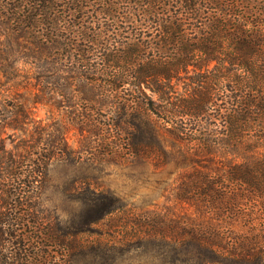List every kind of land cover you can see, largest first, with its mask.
Wrapping results in <instances>:
<instances>
[{"label": "trees", "instance_id": "trees-1", "mask_svg": "<svg viewBox=\"0 0 264 264\" xmlns=\"http://www.w3.org/2000/svg\"><path fill=\"white\" fill-rule=\"evenodd\" d=\"M57 160L140 165L173 209L82 180L61 226L42 205ZM148 245L264 264V0H0V264Z\"/></svg>", "mask_w": 264, "mask_h": 264}, {"label": "rangeland", "instance_id": "rangeland-1", "mask_svg": "<svg viewBox=\"0 0 264 264\" xmlns=\"http://www.w3.org/2000/svg\"><path fill=\"white\" fill-rule=\"evenodd\" d=\"M38 119H46L48 113L44 109L36 111ZM163 177L168 176L169 183L177 178L170 164L165 168ZM135 170V171H134ZM120 167L114 163H83L75 161H54L50 168V185L42 198V205L50 213L56 223L61 226H69L77 220L80 211L78 200V188L82 180L87 181L92 187L102 190H113L128 199L132 204L141 205L149 199H156V203L162 210H172L168 198L172 194L171 187L165 190H155L145 183V173L142 166L137 165L135 169ZM81 182V183H80ZM148 186V187H147ZM170 194V195H169ZM190 211H186L189 213ZM186 218H189L186 216ZM157 247L148 245L146 248L134 247L128 254L122 256L117 264H162L156 258ZM71 264H79L73 261Z\"/></svg>", "mask_w": 264, "mask_h": 264}]
</instances>
